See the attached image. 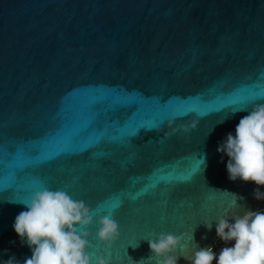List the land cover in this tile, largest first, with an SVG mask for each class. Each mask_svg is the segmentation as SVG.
Masks as SVG:
<instances>
[{"label":"water","instance_id":"1","mask_svg":"<svg viewBox=\"0 0 264 264\" xmlns=\"http://www.w3.org/2000/svg\"><path fill=\"white\" fill-rule=\"evenodd\" d=\"M252 102L264 0H0V262L32 255L13 224L43 187L118 222L111 248L89 227L94 262L137 264L160 233L210 248L216 219L264 210L217 152ZM169 121L196 127L165 138Z\"/></svg>","mask_w":264,"mask_h":264},{"label":"clouds","instance_id":"2","mask_svg":"<svg viewBox=\"0 0 264 264\" xmlns=\"http://www.w3.org/2000/svg\"><path fill=\"white\" fill-rule=\"evenodd\" d=\"M247 110L248 107L236 108L232 113ZM173 123L169 121V127ZM195 127L196 122L171 127L164 137L178 132L188 134ZM217 152L228 157V179L253 182L257 185L253 191L254 199L264 200V192L260 191V187L264 186V103L251 104L249 114L236 125L235 136L229 132L218 145ZM232 195L235 197L232 207H243L238 203L242 198ZM18 202L27 211L16 216L13 229L22 244H27L32 252L23 264H111L110 258L105 255L97 256L94 262L88 251L92 247L89 240L92 233L88 229L94 222L98 225L96 239L107 248L119 239L120 225L111 213L94 221L97 209H92L84 200H74L65 190L46 187L35 191L27 200ZM231 218L234 222H229V217L225 216L215 220L218 239L226 244L234 241L232 246L222 248L218 256L214 247L199 248L195 243L192 256L183 255L185 245L182 235L160 233L156 239H144L148 242L151 255L137 264L144 261L149 264L152 261L155 264H178L180 256L174 254L177 249L189 264H213L214 260L216 264H264V210H246L243 215ZM205 226L211 230L212 222H206ZM138 246L137 243L135 247ZM0 264H20V261L13 256Z\"/></svg>","mask_w":264,"mask_h":264},{"label":"flooded vegetation","instance_id":"3","mask_svg":"<svg viewBox=\"0 0 264 264\" xmlns=\"http://www.w3.org/2000/svg\"><path fill=\"white\" fill-rule=\"evenodd\" d=\"M232 244H234V241H232V242H229V243H224L223 241H220L219 239H217L213 244H212V246L211 247H214V251H215V253L217 254V256L219 255V252H220V250L222 249V248H224V247H230V246H232ZM213 264H216V261L214 260L213 261Z\"/></svg>","mask_w":264,"mask_h":264},{"label":"snow or ice","instance_id":"4","mask_svg":"<svg viewBox=\"0 0 264 264\" xmlns=\"http://www.w3.org/2000/svg\"><path fill=\"white\" fill-rule=\"evenodd\" d=\"M253 103V102H252ZM251 103V104H252ZM250 105V104H249ZM228 107V110H231V107L232 105H227ZM223 109V108H221ZM13 186L14 187H23V185L16 179V177L14 176V183H13ZM116 264H128L127 260H120V261H117Z\"/></svg>","mask_w":264,"mask_h":264}]
</instances>
